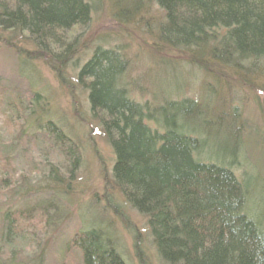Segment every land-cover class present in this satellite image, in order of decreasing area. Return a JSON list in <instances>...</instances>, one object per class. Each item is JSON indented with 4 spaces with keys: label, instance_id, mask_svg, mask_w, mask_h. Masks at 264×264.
Returning a JSON list of instances; mask_svg holds the SVG:
<instances>
[{
    "label": "trees",
    "instance_id": "obj_1",
    "mask_svg": "<svg viewBox=\"0 0 264 264\" xmlns=\"http://www.w3.org/2000/svg\"><path fill=\"white\" fill-rule=\"evenodd\" d=\"M139 1L157 6L164 15L151 49L156 57L169 51L206 74L227 71L250 87L258 79L264 83V0ZM94 7L92 0H0V30L21 35L22 42L32 46L22 51L25 58L44 60L64 80L65 71L76 65L73 57L83 48L87 51L83 30L75 33L90 24ZM123 9L113 13L116 19ZM10 40L6 43L21 52ZM125 65L113 50L96 46L75 70V78L87 91L91 115L113 151L111 186L144 218L156 263L264 264V203L251 202L256 197L254 179L245 166L239 168L241 157L245 158L239 153L240 139L238 150L232 141L228 143L233 151L223 146L217 152L213 145L218 136L200 119L202 112L193 99L165 102L155 97L152 109L134 102L121 85ZM215 87L208 89V101L219 93ZM40 99V93L20 95L13 90L0 99L3 133L6 138L16 135L15 144H0V161L5 159L0 162V191L9 200L20 195L21 205L37 199L32 211L45 233L51 214L59 208L57 185L73 182L82 151L53 122L41 124L47 112ZM31 148L42 181L52 187L51 197H45L51 199L44 204L38 201L44 194H36L37 187H23L27 176L18 174L9 160L10 152L26 155ZM111 201L108 198L116 211ZM25 212L28 209L15 210L14 222H7L2 240L14 233L22 218L28 219ZM110 239L100 226L80 229L70 236L66 249L76 250L78 264H128ZM134 239L139 264H149L140 239L137 235ZM8 252V258L0 256V264H30L27 258L16 262V255Z\"/></svg>",
    "mask_w": 264,
    "mask_h": 264
},
{
    "label": "rangeland",
    "instance_id": "obj_2",
    "mask_svg": "<svg viewBox=\"0 0 264 264\" xmlns=\"http://www.w3.org/2000/svg\"><path fill=\"white\" fill-rule=\"evenodd\" d=\"M92 1L95 7L90 24L74 32L77 34L83 30L85 43L88 42L87 51L83 48L73 57L76 65H71L65 71L64 80H60L44 60L25 58L22 51L32 46L23 43L21 35L13 36L11 31L0 30V99L9 96L11 90L20 95L40 93L42 110L47 112L41 124L53 122L78 142L82 151L81 165L73 182H65L61 187L57 185L61 194L59 208L50 216L53 221H49L50 228H47L46 235L40 231L37 213L33 214L32 211L37 199L21 205L18 203L20 195L9 200L0 191V256L3 258L9 257L10 250L16 255V262L27 258L30 264H78L76 250L66 249L69 248L68 239L80 229L100 226L107 230L110 245L128 264H139L134 250V235L140 239L139 245L149 264H157L144 232V218L126 205L118 190L111 186L113 151L101 135L97 119L91 115L87 91L76 82L75 70L80 69L96 46L113 50L125 61L126 71L121 85L134 102L148 104L152 109L156 106L155 97L165 102L178 97L193 99L202 112L200 119L206 121L218 136L217 139L214 137L216 144L213 145L217 146V152L223 146L233 151L229 145L232 141L238 150L240 139L239 153L245 155L246 159L241 157L239 168L245 166L254 179L256 197L251 202L259 199L264 203V83L258 79L250 87L231 78L227 71L226 74L215 73L216 78L215 74H206L200 68L177 60L169 51L168 55L164 53L163 57H156L151 49L158 40L157 23L164 22V15L153 4L139 0H120L117 5L114 4L115 0ZM120 7L124 8L120 12L123 15L116 19L113 13ZM140 8L149 11L140 13ZM9 39L16 42L21 52L6 43ZM175 87L180 90L178 94L176 89L173 93ZM213 87L219 93L213 101H208L209 90ZM4 118L0 113V144H15L16 135L6 138L3 133L6 129ZM9 155L18 174L28 178L22 182L23 187H37L40 192L35 193L44 194L38 201L44 204L43 199L51 197L49 191L52 187L50 183L42 181L39 172L41 166L32 148L26 155L21 152H10ZM47 186L49 189H45ZM108 198L116 206V211L110 207ZM24 208L28 209L29 213H25L29 220L22 218L14 233L7 240H2L7 222L15 216L12 214ZM5 212L7 216L3 218ZM33 237L36 238L35 242L32 241Z\"/></svg>",
    "mask_w": 264,
    "mask_h": 264
},
{
    "label": "bare ground",
    "instance_id": "obj_3",
    "mask_svg": "<svg viewBox=\"0 0 264 264\" xmlns=\"http://www.w3.org/2000/svg\"><path fill=\"white\" fill-rule=\"evenodd\" d=\"M60 192V190H58ZM58 193V192H57ZM51 198H44V201H49ZM15 216L10 220V222H14ZM53 220V219H52ZM20 226V225H19Z\"/></svg>",
    "mask_w": 264,
    "mask_h": 264
}]
</instances>
